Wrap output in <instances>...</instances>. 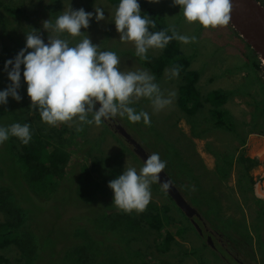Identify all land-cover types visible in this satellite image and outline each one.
Listing matches in <instances>:
<instances>
[{
	"label": "rangeland",
	"instance_id": "1",
	"mask_svg": "<svg viewBox=\"0 0 264 264\" xmlns=\"http://www.w3.org/2000/svg\"><path fill=\"white\" fill-rule=\"evenodd\" d=\"M2 1L13 9L21 8V5H23V10L27 11L26 14L28 16L27 18L24 16L16 18L7 11L0 9V60H2L0 61V82L5 85L4 89L11 83L7 72L4 70L5 62L9 59H14L18 52L25 47V32L30 31L29 27L31 25L38 27L37 29L40 31L44 42L47 43L48 33L43 29L42 21L52 18L49 16V14H52V10H57L59 13L63 12L69 3L74 10L83 8L86 12H93V14L95 13L94 5L102 7L105 19L97 22L94 14L93 19L89 22V28H82L81 31L89 36L93 44L100 45L101 50L114 51L121 60V71L141 69L148 71L155 77L135 55L134 44L119 41V33L116 31L115 24L112 21L114 7L108 0H62L59 6L54 5V0ZM147 1L156 9L162 7L164 21L168 26H174L180 34L197 38L196 42L182 43L181 49L185 56L192 57L189 69L200 72V81L198 86L196 85L195 87L199 88L203 96L215 90L233 91L232 96L224 106L230 112L224 110L227 125L233 132L228 129L222 130L212 127L210 123L211 107L208 104L198 113L196 118L193 120L187 119L177 106V101L180 97V86L184 84V81L186 82V79L184 76L169 79L165 73H163L162 78L157 79L155 77L154 82L161 87L165 95L169 91H175L176 96L171 105L159 113H153L150 101L147 98H141L138 102L130 105L131 107L137 106L139 108L137 112L141 110L147 111L150 114V125H145L143 121L132 123L128 121L126 116H117L113 119V122L115 121L123 126L133 138L139 141L149 155L158 153L161 160L167 162L164 171L186 200L200 211L202 216L207 215L204 221L215 232L212 241L214 246L208 245L205 242V234H200L197 230L196 223H200L188 218L166 194L165 190H162L158 183H153L151 185L150 203H155L160 206L159 208L166 210L167 212H163L172 220V224H176V229L174 230L176 244L172 246L169 252L164 253L157 248V245H160V239H157V232L148 230L146 234L134 233L135 240L131 246H128L133 255L132 264L239 263L218 246L220 245L218 239L228 243L227 247L234 254L235 250L233 248H236L239 256L235 255L241 262H244V264H255L253 262H256L254 245L247 250V253L243 252L241 249H244V246L238 245L237 234L240 233L244 236L243 232L249 235L252 233L259 239L258 227L255 225V231L252 226L254 220H259V212L255 207L256 202L248 203L247 201L249 197L256 201L259 198L261 201L264 200L262 196V193H264V136L249 135L243 150L241 139L238 136L251 130L248 123L260 115V113H256L254 103L256 101L263 103L264 101L262 97L260 98L262 82L256 79V74H258L259 78H262L259 72L261 62L257 57L259 68L256 73L253 67L255 60H253L250 52L251 49L247 47V43L233 29L230 22L227 26L204 29L198 23H188L182 15L180 6H173V0H159L158 3H154L152 0ZM258 1L264 5V0ZM140 10L142 13L141 8ZM67 38L73 44L81 39V37ZM161 52L162 49H149L147 56H159ZM9 70H11V66H9ZM23 70L24 66L21 65V87L18 91L22 99L17 102L9 96L6 105L0 104V108L4 105L7 112L3 120H1L0 126H8L17 122L24 124L27 123L26 119L29 115L33 116L30 107L26 106V103L31 105V100L27 95V84L23 78ZM1 90L2 88H0ZM248 93H252L253 98L248 96ZM230 116H232L233 120L230 119ZM16 117H20L22 121H13ZM91 118L89 116V119ZM194 122L201 131L207 127L205 125L210 126L212 130L208 133L209 137L207 139H194L191 137L190 124ZM43 124L49 126L46 123ZM63 125H67V130L69 128L74 132L78 124L73 122L71 126L69 124H59L57 127L61 128ZM110 125L111 122L102 121L99 126L95 124H84L82 126L83 130L87 131V138L94 143H99V147L98 150L95 147L92 149L90 144H86V146L82 147L81 156L73 155L71 164L77 166L75 172L69 171L67 178L55 188L54 197L48 199L50 201L53 199L55 201L58 200L54 203V206H60L57 208L59 209L62 224L56 232L58 237L63 240L58 243L57 250L59 252L64 247L67 249L62 252V257H52L49 255V250H46L44 253L45 259L41 264H70V260L76 257L73 251L74 247L81 242V238L76 236L77 231L84 229L91 232L96 219H101L104 212L112 213V210H107L103 205L85 203L75 192L82 168L84 166L89 169L92 168V161L88 157L87 152L92 149V155L96 157V163L104 174L107 181V198L105 199H108V201L113 200L114 197L113 191L108 187L109 181L121 175L125 166L135 167L138 171L143 166V161L134 153L132 146L126 142L122 143L115 137L111 128H109ZM49 128L54 129V126H49ZM140 132H143V135H140ZM156 132L160 135L154 134ZM10 138L11 136L9 140H11ZM12 140L20 141L16 137H13ZM77 140L79 141V139ZM166 144L174 146L182 154L183 160L176 170L168 165V162H171V150L166 147ZM228 164L230 166L229 174L224 177L220 172L225 171L220 169L226 168ZM247 173L255 178V186H248L245 176ZM179 175L182 177L183 175L189 176L186 178L188 182L186 187L189 192H195L193 198H191L186 189L176 183ZM0 185L10 188L14 195L20 194V190H22L20 186L30 190L26 179L21 175L15 176L13 172L12 179L8 177L0 178ZM155 186L156 188L160 186L161 189H155ZM241 201L246 206L248 203V223L250 227L244 226V222L239 219L235 211H242ZM13 205H18V203L7 199L4 200V210H0V224H4L7 221L5 220L6 217H11L7 214V210L12 208ZM122 213L123 211L119 214ZM130 214L132 218L136 215L135 211ZM137 220H141V218L138 217ZM137 223L138 221L132 227ZM178 227L180 228L177 229ZM27 229H31L28 224ZM170 230H172V227H170ZM233 230L238 231L235 234L237 241L232 239ZM252 240L254 241L255 238L252 237ZM110 241L106 244L103 251L108 252V255L102 252L99 258H95L90 264H98V261L108 263L110 256H115L118 264L123 263L116 254L118 252L117 249L123 246V241L118 240L116 237L110 239ZM111 245H114V249L108 247ZM223 245L226 250V245ZM259 246L263 248L262 252L264 254V237L260 238ZM17 250H19L18 246L14 244L9 250L4 251V255L14 262L16 258H21V256L17 255ZM119 255H122V252L119 251ZM262 264H264V261Z\"/></svg>",
	"mask_w": 264,
	"mask_h": 264
},
{
	"label": "clouds",
	"instance_id": "2",
	"mask_svg": "<svg viewBox=\"0 0 264 264\" xmlns=\"http://www.w3.org/2000/svg\"><path fill=\"white\" fill-rule=\"evenodd\" d=\"M152 2L158 3L159 0ZM176 5L180 6L188 23H198L204 29L227 26L233 10L232 0H173V6ZM94 9L95 20H104V9L95 5ZM94 14L83 8L74 10L69 3L54 21L52 18L42 21V27L48 33L47 43L39 30L29 27L30 31L25 32V47L14 59L5 62L4 70L11 83L0 91V104L6 105L9 96L17 102L22 99L18 90L23 65L30 107L38 110L42 122L49 126H71L75 122L79 125L76 131L80 132L84 124L99 126L102 121L114 123L109 120L117 116H126L132 123L143 121L145 125H150V114L144 110L137 112L130 105L147 98L153 113H159L171 105L175 91L165 95L154 82L155 77L146 70L121 71L118 55L114 51L101 50L100 45L93 44L89 36L81 31L82 28H89ZM112 21L119 33V41L133 43L135 55L141 60L148 59L149 49H163L173 39L183 44L197 41L195 36L178 33L174 26L169 29L171 35L166 30L150 31L149 26L156 27L155 21L141 15L138 0H119L114 7ZM67 37L81 39L73 44ZM180 71V66L176 65L166 69L165 74L173 79L179 77ZM89 116L92 118L89 119ZM10 136L27 145L32 138L30 125L17 122L0 126V144ZM166 163L158 153L148 154L139 171L135 167L125 166L121 175L109 181L108 187L114 193L113 204L117 209L125 213L145 211L151 200V185L160 182L159 174ZM161 187L168 190L170 182H163ZM197 212L200 217L201 212ZM206 218L207 215H203V219ZM195 220L200 223L198 217ZM209 245L212 244L209 242Z\"/></svg>",
	"mask_w": 264,
	"mask_h": 264
},
{
	"label": "trees",
	"instance_id": "3",
	"mask_svg": "<svg viewBox=\"0 0 264 264\" xmlns=\"http://www.w3.org/2000/svg\"><path fill=\"white\" fill-rule=\"evenodd\" d=\"M61 1L54 0V5L59 6ZM108 1L113 7L119 3V0ZM138 3L143 10L141 15L155 21L156 27L152 28L149 26L150 31L166 30L168 35L172 34L169 30L172 26H168L164 21L162 7L156 9L147 0H138ZM23 7L21 5V8H9L5 2L0 0V9L7 11L16 18L28 17L27 11L25 12ZM58 14L57 10H52V14H49V16L54 21ZM31 28L37 29L38 27L31 25ZM176 31L178 32L177 29ZM181 45L180 41L173 39L162 49L159 56H147V60L138 58L157 79L163 77L166 69L179 65L181 68L179 76H184L186 79V82L184 81V84L180 86V97L177 101V106L181 113L186 118L193 120L208 104L211 107L210 123L212 127L231 131L225 120L226 113L224 110H228L224 106L232 96L233 91L215 90L203 96L199 88L195 87L199 84L200 72L189 69L192 57L185 56ZM247 47L251 49L250 52L255 54L256 61L253 62V67L257 71L259 66L256 53L249 45ZM256 79L262 82L260 86L262 91L264 88L263 80L261 77ZM0 88H2L1 91L5 90V85L2 82H0ZM247 95L253 98L252 93ZM262 98L264 100V96ZM254 99L256 100V98ZM254 105L256 106V113H260V115L248 123L251 130L245 133V136L237 135L241 139L242 150L250 134L256 133L264 136V101L263 103L256 101ZM26 106L30 107L31 105L26 103ZM134 108L136 111L139 110L137 106ZM30 109L33 116L29 115L26 121L30 125L31 141L25 145L21 141L12 140L13 137H11V140L8 139L3 144H0V178L8 177L12 179L13 172L15 176L21 175L24 177L30 188V190H27L20 186L22 190H20V194H15V198L10 188L0 185V210H4L5 199L18 203V205H13L12 208L7 210V214L11 217H6L5 220L7 221L4 224H0V264H41L45 259L44 253L46 250H49V255L52 257H62V252L67 248L64 247L59 252L57 250L58 243L63 240L58 237L56 232L62 224L58 209L60 206L57 205L58 208L54 206V203L58 200L55 201L53 199L50 201L48 199L54 197L55 188L67 178L69 171L75 172L77 166L71 164L73 155L81 156L82 147L86 146V144H90L92 149L95 147L98 150L99 147V143H94L87 138L86 130L77 132L75 128L73 132L69 128L67 130V125H63L61 128L54 126V129H50L49 126L43 124L39 111L33 110L31 107ZM5 114L7 112L3 105L0 108V122L5 117ZM230 119L233 120L232 116H230ZM15 120L22 121L20 117H16L13 121ZM109 121H113V119ZM115 123H111L109 126L115 137L122 143L126 142L130 145L122 135L118 132L114 133V129H116ZM205 126L207 127L201 131L195 122L190 124L191 137L194 139H207L209 137L208 133L212 129L208 125ZM154 134L160 135L157 132ZM140 135H143V132H140ZM141 141L144 142L143 139ZM166 145L171 150V162H168V165L176 170L183 160L182 154L174 146ZM92 149L87 152L88 157L92 161V168L89 169L87 166L82 168L75 192L85 203L103 205L107 210H112V213L104 212L101 219H96L91 232L84 229L77 231L76 236L81 238V242L74 247L73 251L76 257L70 260V264H90L95 258H99L106 244L115 237L123 241V246L118 248L116 253L123 261L121 264H132L133 255L128 246H131L135 240L134 233L146 234L148 230L157 232V239H160V245L156 244L157 248L164 253L169 252L172 246L176 244L174 234L176 224H172V220L164 213L167 211L159 208L160 206L155 203H149L145 211L142 213L135 212L136 215L133 218L130 213L123 212L119 214L121 210L117 209L113 204V200L108 201V199H105L107 198V181L96 163V157L92 155ZM229 167L228 164L226 168L220 169L225 171L220 172L224 177L228 176ZM248 173L245 176L249 179ZM188 177V175H183V177L179 175L176 183L187 190L188 182L186 178ZM154 188L161 189L160 186H157V188L155 186ZM188 194L193 198L195 192L188 191ZM138 217L141 220H137ZM136 221L138 223L132 227ZM27 224L31 229H27ZM170 227H172V230H170ZM237 233V230L232 231L233 241H237L235 237ZM14 244L18 246L17 255L21 256V258H16L13 262L4 255V251L9 250ZM108 247L114 249V245ZM119 251L122 252V255H119ZM103 253L108 255V252ZM97 263L118 264V260L115 256H110L108 263L103 261H98Z\"/></svg>",
	"mask_w": 264,
	"mask_h": 264
},
{
	"label": "water",
	"instance_id": "4",
	"mask_svg": "<svg viewBox=\"0 0 264 264\" xmlns=\"http://www.w3.org/2000/svg\"><path fill=\"white\" fill-rule=\"evenodd\" d=\"M233 10L230 23L240 37L251 46L253 51L264 59V5L258 0H232ZM100 107V105H98ZM116 132L122 135L134 148L135 154L143 161L147 160L148 154L142 145L133 138L128 131L121 125H116ZM160 186L163 182H170V187L165 190L166 194L174 201L188 218H199L195 208L186 200L177 186L171 181L170 177L163 170L160 174ZM196 223V221H195ZM198 232L202 234L199 224L196 223Z\"/></svg>",
	"mask_w": 264,
	"mask_h": 264
},
{
	"label": "flooded vegetation",
	"instance_id": "5",
	"mask_svg": "<svg viewBox=\"0 0 264 264\" xmlns=\"http://www.w3.org/2000/svg\"><path fill=\"white\" fill-rule=\"evenodd\" d=\"M242 175V174H241ZM254 177H251L249 175V179L247 178V181H248V186L251 187V186H255V182H254ZM260 200V201H259ZM258 201H256L255 199L253 198H250L249 197V200L247 201L248 203L251 202H256V205L255 207L257 208L258 210V219L259 220H254L253 221V227H254V230L256 231V228H255V225L258 227V236H259V239L257 236L253 235L251 233V235L243 232V235L238 233L237 234V237H238V245H242L244 246V249H241L243 252L247 253V250L251 249V246H253L254 248V251L256 252L254 257L256 259V262L253 261L255 264H262V262L264 261V254L262 252L263 248H261L259 246V241H260V238L264 237V200L261 201V199L259 198ZM248 203H247V206H248ZM247 206L245 205V203L243 204L242 201H241V208H242V211H239V210H235L236 213H237V216L239 217V219L241 221L244 222V226L245 227H250V224L248 223V209H247ZM200 220V225H201V228H202V231L203 233L205 234V242L209 245V242L212 244V246H214V243H212L213 239H214V229L212 227H209L204 219H203V216L202 214L200 213V217L198 218ZM251 226V227H252ZM255 236V237H254ZM252 237L255 238V240L253 241L252 240ZM220 245H218L223 251H226L228 254H230L234 259H236L239 263L237 264H244V262H241L239 258H237L239 256V253L237 252V249L236 248H233L235 250V254L233 253L232 250H230L229 247H227L229 244L228 243H225L222 239H218ZM226 245L227 249L225 250L224 248V245ZM223 247V248H222Z\"/></svg>",
	"mask_w": 264,
	"mask_h": 264
},
{
	"label": "crops",
	"instance_id": "6",
	"mask_svg": "<svg viewBox=\"0 0 264 264\" xmlns=\"http://www.w3.org/2000/svg\"><path fill=\"white\" fill-rule=\"evenodd\" d=\"M247 51V50H246ZM251 54H252V56H253V60H255L256 61V58H255V54L254 53H252L251 52ZM247 55V54H246ZM256 73H257V71H256ZM256 78H259V76H258V74H256ZM260 98L262 97V96H264V88L262 89V91H260Z\"/></svg>",
	"mask_w": 264,
	"mask_h": 264
},
{
	"label": "bare ground",
	"instance_id": "7",
	"mask_svg": "<svg viewBox=\"0 0 264 264\" xmlns=\"http://www.w3.org/2000/svg\"><path fill=\"white\" fill-rule=\"evenodd\" d=\"M248 45V44H247ZM250 46V45H249ZM251 47V46H250ZM253 50V49H252ZM256 55H257V57L259 58V60H260V62H262V61H264V59L263 58H261L260 57V55H258L257 53H256ZM263 82H264V80H263ZM256 134V133H255ZM242 136H245V134H241ZM256 135H259V134H256ZM259 136H262V135H259ZM259 194H261L260 192H259ZM262 196H264V193H262Z\"/></svg>",
	"mask_w": 264,
	"mask_h": 264
},
{
	"label": "built area",
	"instance_id": "8",
	"mask_svg": "<svg viewBox=\"0 0 264 264\" xmlns=\"http://www.w3.org/2000/svg\"><path fill=\"white\" fill-rule=\"evenodd\" d=\"M260 73H261V76H262V78L264 80V61L261 62Z\"/></svg>",
	"mask_w": 264,
	"mask_h": 264
}]
</instances>
